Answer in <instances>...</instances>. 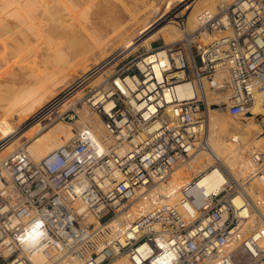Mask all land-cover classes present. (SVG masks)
<instances>
[{"label": "built area", "instance_id": "2783aa9c", "mask_svg": "<svg viewBox=\"0 0 264 264\" xmlns=\"http://www.w3.org/2000/svg\"><path fill=\"white\" fill-rule=\"evenodd\" d=\"M179 20V40L150 42L56 113L79 122L66 142L38 161L25 147L3 159L0 264H33L37 251L76 264L121 255L131 264H264V228L249 227L253 201L240 184L207 195L188 184L172 204L159 193L197 149L208 98L225 89L242 112L264 87V0L203 8L192 30ZM249 158L264 176V150ZM136 205L142 213L130 219Z\"/></svg>", "mask_w": 264, "mask_h": 264}, {"label": "bare ground", "instance_id": "6f19581e", "mask_svg": "<svg viewBox=\"0 0 264 264\" xmlns=\"http://www.w3.org/2000/svg\"><path fill=\"white\" fill-rule=\"evenodd\" d=\"M164 1L118 0L123 7L120 11V6L112 0H0V185L1 177H7L2 161L11 151L25 147L30 157L38 161L72 137L71 124L53 123L52 118L59 110L81 100V92L74 88L81 78L99 72L111 53L124 47L122 53L130 51L136 43L150 49L149 38L155 30L149 27L143 30L139 34L147 30L143 40L144 35L134 43L132 38L155 19ZM186 1L177 9H169L165 21L156 25L163 44L179 40L181 28L176 13L181 8L185 28L192 30L200 9L215 11L233 0ZM77 36H82L84 42L75 48L70 42L78 39ZM225 75L216 77L221 79ZM92 77L98 84L103 75L99 72ZM4 83L9 85L3 87ZM208 104L204 137L192 155L178 163L167 181L159 184L162 201L175 203L180 189L188 184L194 193L201 189L207 195L219 191L223 183L233 181L253 201L249 227L264 228V176L254 174L253 164L246 155L250 147L264 149V87L255 92L242 112L229 108L225 89L209 97ZM85 115L87 111L83 108L82 118ZM93 117L94 129L101 135V120L96 115ZM238 127H242L239 133L235 132ZM254 132L257 136L250 143L248 138ZM141 213V206H134L130 219ZM31 261L76 264L59 254L48 256L41 251L35 252ZM107 264L131 262L121 255Z\"/></svg>", "mask_w": 264, "mask_h": 264}, {"label": "rangeland", "instance_id": "374dc122", "mask_svg": "<svg viewBox=\"0 0 264 264\" xmlns=\"http://www.w3.org/2000/svg\"><path fill=\"white\" fill-rule=\"evenodd\" d=\"M120 1V0H119ZM188 1H191L192 3H193V1L192 0H188ZM112 2L116 5V6H120V8H119V10L120 11H122L123 10V7H121V5H120V2H118V0H112ZM185 2H187L186 0H165L164 2H163V4H162V6H161V8H160V10H159V12H158V14L156 15V17H155V19L152 21V22H150L146 27H144L143 29H141L137 34H135L134 36H133V42H131L132 41V39H131V43H134V41H136L137 40V38L139 39L142 35H144L145 34V32L147 31H145L144 33H142V35H140L139 36V34L143 31V30H145V29H147L148 27H149V29H153V30H155L156 32L151 36V38H150V42H151V45L152 46H157V45H159L161 42H162V39H161V36H160V33L159 32H157V30H156V25H158V24H160L161 22H163V21H165V17H164V15L168 12V10L169 9H171V10H174V9H177V8H179L181 5H183ZM192 3H191V5H192ZM201 10V9H200ZM181 12H182V8L176 13V15L178 16V18L179 19H182L183 18V15L181 14ZM161 17V18H160ZM173 24H175V23H173ZM178 27V26H177ZM80 28V27H79ZM78 29V28H77ZM81 29V28H80ZM148 29V30H149ZM81 32H83V31H81ZM146 35H144L143 37H142V40H143V38L145 37ZM32 37H34V36H32ZM31 37V38H32ZM78 37V39H76V37L75 38H73V40H75V41H73V42H70L71 43V46L73 47V45H74V47L75 48H77V47H79V45L81 46V42L83 41L84 42V40H83V38H82V36H77ZM148 37V36H147ZM73 44V45H72ZM123 49H125V47L123 48ZM122 49V50H123ZM122 50H120L119 52L117 51L116 53H111L110 55V57L108 58V60L102 65V68H100V70H99V72H102V75L103 76H105L106 74H109V73H111L122 61H124L125 59H127V58H130V57H132V56H134V55H136V54H139V53H141V52H143L144 50H145V46L143 45V43H136V45L134 46V48L133 49H131L130 51H125L124 53H122ZM62 64H66L65 62L63 63L62 62ZM104 71V72H103ZM97 70L96 71H94L93 73H90L87 77H84V78H81V81H80V83H78L77 85H76V88H74V91H75V89H76V92L77 91H80L81 92V96H83V94H84V92L85 91H87L88 89H90L92 86H93V84H95L96 85V83L93 81V77L92 76H94L95 75V73H99ZM9 84H7V83H4L3 84V87H7ZM73 92V91H72ZM7 96V95H6ZM5 96V97H6ZM61 100H59V101H57L54 105H56V104H58L59 102H60ZM69 103V102H68ZM53 105V106H54ZM47 112V111H46ZM43 114H45V113H43ZM42 114V115H43ZM53 120V119H52ZM54 122L53 123H56V122H58V121H61V122H68L69 124H71L70 125V127H72V131H74V129L76 128V127H78L79 126V122L78 121H71V120H53ZM257 122L259 123V120H257ZM31 125H29L28 127H30ZM240 128V129H239ZM241 128L242 127H238V128H236L235 129V132H237V133H239L240 131H241ZM27 129V128H26ZM256 132H254V134L252 135V136H250L249 138H248V141L250 142H252L253 141V139H255L256 138ZM204 137V136H203ZM22 140H24V138L22 139ZM250 142V143H251ZM251 149H254V148H252V147H250ZM250 149V150H251ZM257 149H261V150H264L261 146L260 147H258ZM249 150V151H250ZM249 151H247L246 150V155L247 156H249ZM194 177V175L192 176V178ZM233 182V181H232ZM181 184H184V183H181ZM245 184H247V183H245Z\"/></svg>", "mask_w": 264, "mask_h": 264}, {"label": "crops", "instance_id": "0c3cea01", "mask_svg": "<svg viewBox=\"0 0 264 264\" xmlns=\"http://www.w3.org/2000/svg\"><path fill=\"white\" fill-rule=\"evenodd\" d=\"M151 38V37H150ZM150 38H149V40H150Z\"/></svg>", "mask_w": 264, "mask_h": 264}]
</instances>
